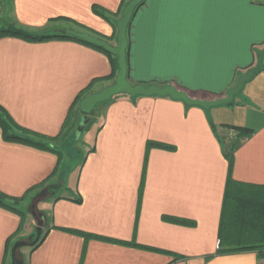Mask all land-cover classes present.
I'll return each mask as SVG.
<instances>
[{"label":"crops","instance_id":"1","mask_svg":"<svg viewBox=\"0 0 264 264\" xmlns=\"http://www.w3.org/2000/svg\"><path fill=\"white\" fill-rule=\"evenodd\" d=\"M123 2L11 0L10 18L34 35L73 31L116 47L114 27L98 13L116 23ZM4 8L9 0H0V30ZM60 19L68 23L50 30ZM128 41L133 85L173 86L216 101L253 76L232 106L209 110L168 97L113 98L102 106V122L82 132L86 152L76 173L63 177L54 142L70 115L86 117L85 98L115 83L105 79L113 59L66 38H0V106L11 131L52 149L6 140L0 126V195L28 199L61 183L38 206L44 238L19 260L263 264L258 250H236L264 246V0H145ZM21 222L0 207V264H8L9 242L36 233L33 218L20 231Z\"/></svg>","mask_w":264,"mask_h":264},{"label":"water","instance_id":"2","mask_svg":"<svg viewBox=\"0 0 264 264\" xmlns=\"http://www.w3.org/2000/svg\"><path fill=\"white\" fill-rule=\"evenodd\" d=\"M142 0H132L128 6L125 8L123 12V16L121 20L118 22V36H117V46L114 47L109 43L89 36L87 34H79L76 32H69L68 35L77 37L81 40H84L96 47L102 48L107 53L115 55L118 57L119 62V72L116 77L115 83L104 89L103 91L90 95L85 98L81 104L80 109L82 113L86 116H89L98 105L111 101L113 98L117 96H130L133 98L136 97H161V98H171L175 101L183 102L185 105L190 107H198L204 110H209L212 108L225 106L233 102L234 97L237 96L243 89L246 82H248L253 74L248 75L247 77L241 78L237 85L232 88L225 98L216 100V101H204L199 99L191 98L186 92L182 90H178L173 86H144V85H133L128 81V61H127V53L129 47V41L127 37L128 27L134 17L136 8L141 4ZM83 129H78L77 135L80 137ZM41 202V198H37L32 206H31V215L35 219L37 223V237L36 240L32 243H27L24 241H19L15 243L12 249V263L13 264H22L17 258V253L21 248L25 247H33L36 245L43 234V229L45 227V220L42 214L38 213L37 207Z\"/></svg>","mask_w":264,"mask_h":264},{"label":"trees","instance_id":"3","mask_svg":"<svg viewBox=\"0 0 264 264\" xmlns=\"http://www.w3.org/2000/svg\"><path fill=\"white\" fill-rule=\"evenodd\" d=\"M131 1L132 0H130L127 3L126 0H124L122 6L120 8V11L118 12V14H116V16H120V17L123 16V12H124L125 8L128 6V4ZM144 3H145V0H142L141 4L136 8L135 14L144 5ZM98 14L102 18L106 19V21H108L109 23H111V25L114 27V30L116 31V38H117V36H118V27H117L118 26V21L116 23L113 22V21L110 22V20L107 18V16L105 14H102V13H98ZM131 23H132V21H131ZM131 23H130V25L128 27L127 37L129 35V30H130ZM6 36H9V37H20V38H24V39L29 40V41H36V42L47 41V40L55 39V38L71 39V40H74V41L83 43L85 45H88L90 47H93L95 49H98V50L106 53L108 56H110V58L113 59V61H112L113 73L109 77H107L105 79H112V80H114V79H116L117 74L119 72V62H118V57L117 56L112 55L110 53H107L102 48L96 47V46H94V45H92V44H90V43H88V42H86L84 40H81V39H79L77 37H74V36H71V35H68V34H64V35H54V36H38V35H34V34L30 33L27 30H24L22 28H18L16 26H13L12 25L10 27H6V28H3L2 30H0V38L6 37ZM127 56H128V53H127ZM81 99H82V96H80L78 98V100L74 104V108H75V105L77 106L80 103ZM106 103H108V102H106ZM106 103L100 104L97 107H99L101 105H105ZM232 104H233V102L230 103V104H228V105H225V106H232ZM186 107H189L190 108V106H187V105H186ZM95 112H96V109L89 116H86L85 118L81 119V121L79 123V128H81L83 130H86L89 127H91V125L93 124V121L90 120V117H91V115H94ZM71 116L72 115H70L69 118H68V120L66 121V124L64 126V129L67 128L68 123L71 121ZM7 119H8L9 122H7ZM10 123H11V119L4 113L3 108L0 106V126L2 127V129L4 131V137H5L6 140H9V141H18V142H22V143H25V144H29V145H32V146H35V147H38V148H41V149L52 150L49 147L50 144H46V143L41 142V141L39 142V141H37L35 139H32V138L21 137V136L15 135L11 131V128H10L11 127V124ZM238 131H240L245 136H248L250 134L249 131H246V130H243V129H239ZM63 133L64 132H62L59 137H61V135ZM31 135H33V134H31ZM34 135H35V137H39L40 139H42L41 136H38L36 134H34ZM59 137H58V139H59ZM43 139L44 140L47 139V140H50V141H55L57 138H55V139L43 138ZM153 146H155V144L149 143L148 148L153 147ZM56 152H57V154L60 153L58 151H56ZM57 190H58V185L45 186L43 188V193L44 192L49 193L50 194V198H51V197H54L58 193ZM7 200H9L10 202H7ZM25 201H26V197H23V198H20V199H15V198H7L5 196L0 195V207H3L5 209H7V210H9V211H11V212H13V213L21 216V219H22V222L21 223L22 224H21V227H20V231L23 228V224H24V221H25L26 216H27V211L24 208V206L22 205V203H24ZM46 229H47V225H45V227H44L43 234H42V237H41L40 241L36 245H34L33 247H31L32 249H35L41 243L42 239L44 238V232H45ZM15 243L16 242H14L12 244H10V242L8 243V249H7L8 250V257H11V252H12V249H13V246H14ZM252 249L253 250H258L257 252L260 255V258L261 259H264V246H248V247H242V248H239L236 251H240V250H252Z\"/></svg>","mask_w":264,"mask_h":264},{"label":"rangeland","instance_id":"4","mask_svg":"<svg viewBox=\"0 0 264 264\" xmlns=\"http://www.w3.org/2000/svg\"><path fill=\"white\" fill-rule=\"evenodd\" d=\"M128 1H130V0H126L127 3H128ZM10 3H11V0H9V8L8 9L4 8V11L6 10V13H9L8 17H6L7 19L5 17L2 18L3 22H7L6 27H10L12 25L16 26L14 24V22L12 21V19L10 18L11 17V5H10ZM114 18L116 19V21H118V19H121L122 16L121 17L120 16H114ZM57 22L60 24L68 23L67 20H61V19L57 20V21H51L50 22V24H51L50 30L53 29V26H55V27L60 26V24H54ZM71 24L75 25L74 23H71ZM3 27H4V25H3ZM60 27H62V26H60ZM50 33H51V31H50ZM61 35H64V33H62ZM40 36H42V35L40 34ZM116 39L117 38L115 36V38L113 40L114 43H115V41H117ZM102 106L103 105L97 107L95 114L91 115L90 120L93 121V124L91 125V127L93 125H95L96 123L100 124L102 122V118L104 116V107H102ZM76 117H77V115L75 114V116H73V121L72 122L70 121V123L68 124V128H66V131H64V133L61 135V137H59L58 140H56V142H54V144H56V146H57L56 150L58 152H60L57 155L60 157V159L63 158V162H65V165L63 166V169L61 170L63 177L68 176L69 174H75L76 173L78 166L82 162L84 153L86 152V148L82 144L84 142V139H85V137H83V133L80 135V137H78V135H77L78 130L76 131V129L80 123V120H79V118H76ZM91 127H89L86 130L91 129ZM59 185H58V189L61 190V187ZM62 185H63V183H62ZM63 189H64V187H63ZM37 198H41L40 203H42V202L48 200V198H50V194L46 193V192L43 193V190L42 191L40 190L35 196H33L32 198L29 197L28 199H26V201L24 203H22V205L24 206V208L27 211V216H26L25 220H27L28 218H33V216L31 215V206ZM39 204H38V206H39ZM37 210H38V207H37ZM38 213L41 214L39 212V210H38ZM33 220L35 221L34 218H33ZM36 228H37V223H36ZM36 237H37V230H36V233L34 235H32L31 237H28L26 241L28 243H32L36 240ZM28 248L29 247H25L24 249L21 248L17 253V258L18 259L19 258L24 259L26 257V255H25V253H22V252L27 253ZM11 256H12V254H11ZM8 264H13L12 263V257H9Z\"/></svg>","mask_w":264,"mask_h":264}]
</instances>
